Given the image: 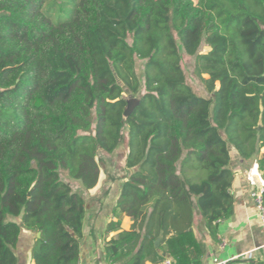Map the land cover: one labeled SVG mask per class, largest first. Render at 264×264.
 Here are the masks:
<instances>
[{
    "label": "trees",
    "instance_id": "16d2710c",
    "mask_svg": "<svg viewBox=\"0 0 264 264\" xmlns=\"http://www.w3.org/2000/svg\"><path fill=\"white\" fill-rule=\"evenodd\" d=\"M122 147L133 173L106 231L134 223L107 262L202 264L195 210L216 239L233 214V154L264 148V0H0V264H20L25 232L35 264H79L83 190Z\"/></svg>",
    "mask_w": 264,
    "mask_h": 264
},
{
    "label": "crops",
    "instance_id": "0c3cea01",
    "mask_svg": "<svg viewBox=\"0 0 264 264\" xmlns=\"http://www.w3.org/2000/svg\"><path fill=\"white\" fill-rule=\"evenodd\" d=\"M263 155L264 148L249 160L233 154L230 167L234 181L230 191L234 198V209L229 218L217 222L216 239L208 235L201 215L195 210L194 233L206 249L202 264H264V224L256 215L251 197L252 192L264 189ZM121 156L125 169V150ZM131 173L132 170L125 169L124 178L112 181L103 177L101 172L97 186L92 190H83L88 211L79 264H109L106 260L107 243L121 232L132 229L133 220L123 215L117 230L106 231L111 222L119 220L114 209L122 185ZM34 238L31 233L25 232L22 235L17 250L20 264H35L31 259ZM145 264L153 263L148 259Z\"/></svg>",
    "mask_w": 264,
    "mask_h": 264
},
{
    "label": "rangeland",
    "instance_id": "374dc122",
    "mask_svg": "<svg viewBox=\"0 0 264 264\" xmlns=\"http://www.w3.org/2000/svg\"><path fill=\"white\" fill-rule=\"evenodd\" d=\"M194 1L197 2V0H194ZM207 50L208 48L205 46V44H203L199 53H202V54L206 53ZM180 53L182 55V68L186 74L188 83L191 85L194 91L197 92L199 95L203 94L204 96L205 95L207 96L202 79L196 73V56H193V57L188 56L183 52V50H181ZM143 64H144L143 62L137 61L138 73L142 71ZM203 78H208V75H204ZM126 133H127V129L125 130V134ZM123 149H124L123 147L120 148L115 154H112V155H107L103 153L100 154L99 156V160H100L99 164H100V169H101L100 175L102 172L103 177H105L107 180L120 181V179L125 177L126 174H125V169L123 168V164H122L123 162H122V156H121V154L124 151ZM60 173H61L62 181L70 184L72 188L74 189V191H77L78 186L79 184L81 186V183L79 181L70 179L65 172H60Z\"/></svg>",
    "mask_w": 264,
    "mask_h": 264
},
{
    "label": "built area",
    "instance_id": "2783aa9c",
    "mask_svg": "<svg viewBox=\"0 0 264 264\" xmlns=\"http://www.w3.org/2000/svg\"><path fill=\"white\" fill-rule=\"evenodd\" d=\"M251 197L255 204L256 215L264 224V189L252 192ZM159 264H174V262L172 259L166 258Z\"/></svg>",
    "mask_w": 264,
    "mask_h": 264
},
{
    "label": "water",
    "instance_id": "95a60500",
    "mask_svg": "<svg viewBox=\"0 0 264 264\" xmlns=\"http://www.w3.org/2000/svg\"><path fill=\"white\" fill-rule=\"evenodd\" d=\"M139 101H140V98H138V97H135V98L128 100V106H127L125 114H124L125 118L129 117L132 114L134 109L138 106ZM38 237H40V233H38ZM159 242H160L159 239H157L155 242L156 247L159 246Z\"/></svg>",
    "mask_w": 264,
    "mask_h": 264
}]
</instances>
